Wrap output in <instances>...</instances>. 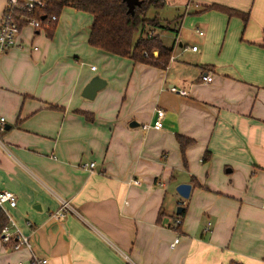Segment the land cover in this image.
Instances as JSON below:
<instances>
[{
    "label": "crops",
    "instance_id": "crops-1",
    "mask_svg": "<svg viewBox=\"0 0 264 264\" xmlns=\"http://www.w3.org/2000/svg\"><path fill=\"white\" fill-rule=\"evenodd\" d=\"M211 4L248 12L247 24L198 13ZM184 8L203 45L185 57L176 31L164 69L90 47L91 16L73 8L20 27L0 56V191L15 195L5 210L32 248L0 237V264H264V0ZM94 76L106 85L89 100ZM156 109L162 128L143 130ZM179 136L192 142L183 153Z\"/></svg>",
    "mask_w": 264,
    "mask_h": 264
},
{
    "label": "trees",
    "instance_id": "trees-1",
    "mask_svg": "<svg viewBox=\"0 0 264 264\" xmlns=\"http://www.w3.org/2000/svg\"><path fill=\"white\" fill-rule=\"evenodd\" d=\"M45 1V8L36 11L35 14L33 13L34 15L32 14L34 17H39L43 22L46 17L51 15L57 18L66 7L85 12L91 16L87 40L90 47L110 55L126 58L135 64L140 63L164 69L169 63L172 49L164 46L159 34L156 33L157 28L164 32L169 29L168 26H161L157 18H146L149 9H162L164 0H140L141 5L134 8L133 14L127 12V6L122 0ZM211 11L223 14L227 19L236 17L242 22L243 26L247 24L249 19L248 12L237 11L218 4L203 6L198 13ZM151 31L153 34L149 37ZM136 33L138 36L134 39ZM262 44L264 46V29ZM84 116L87 118L86 113H84ZM177 139L182 153L192 143L180 136ZM184 213L185 210L178 217H183ZM5 224L6 217L0 212V230ZM228 264L242 263L232 261Z\"/></svg>",
    "mask_w": 264,
    "mask_h": 264
},
{
    "label": "built area",
    "instance_id": "built-area-1",
    "mask_svg": "<svg viewBox=\"0 0 264 264\" xmlns=\"http://www.w3.org/2000/svg\"><path fill=\"white\" fill-rule=\"evenodd\" d=\"M46 6L45 0H6L4 10L0 17V56L6 53L10 48L15 45V38L20 30L21 25H27L33 29H41L43 26H49L54 21L56 17L51 15L45 18V21L41 20L39 17H34L36 11L44 9ZM34 13V14H33ZM33 14V15H32ZM199 35L202 33L197 31ZM152 31L149 32V37L152 35ZM192 51H196V47H191ZM94 69V67H91ZM203 82H210L211 77L204 75L201 77ZM173 90V89H172ZM164 118V112L161 109H156L155 120L151 126L143 125L142 129L147 130L152 128L159 130L162 128V119ZM4 130V118H0V132ZM94 164H89V170H92ZM135 184L139 182L135 181ZM5 206L14 208L16 206V197L13 193L9 191H0V212L6 217V224L0 230V237L4 244L10 247L11 250H19L24 247L25 249L31 251V244L29 239L21 234V232L16 228L14 222L8 217L5 210ZM68 207L67 203H63L61 208L66 209ZM64 213L61 209L54 214V217H63ZM180 225V218L175 216L171 220V226L176 228ZM210 223H207L204 227V232L210 230ZM179 239L176 237L170 244V247H174L178 243ZM31 261L34 264H47L46 260H40L35 255H31Z\"/></svg>",
    "mask_w": 264,
    "mask_h": 264
},
{
    "label": "rangeland",
    "instance_id": "rangeland-1",
    "mask_svg": "<svg viewBox=\"0 0 264 264\" xmlns=\"http://www.w3.org/2000/svg\"><path fill=\"white\" fill-rule=\"evenodd\" d=\"M170 4L164 5L162 9L159 10H154V9H149L146 13V18L147 19H152V18H157L159 19V23L161 26H168V31L162 32L161 29H156V32L160 35V39L163 43L164 46L166 47H171L173 43H175V32L179 33V39L183 45L188 47V51L186 53H183V55L189 59L196 58L197 55L191 53V47L194 46L196 49H201L202 41L204 39L200 38L195 34V28L198 27L197 31H204V25L203 24H194V27L191 29L188 26V21L187 24L182 25V22L180 17L183 15L184 11L186 10L184 8V3L186 0H168ZM171 2H174L172 4ZM193 7H189L188 10H190ZM187 10V11H188ZM187 15V14H186ZM194 16L193 14H190L189 18ZM195 19V18H194ZM194 22V21H193ZM200 29V30H199ZM138 34L136 33L134 35V39H136ZM177 43H175L176 46ZM183 50V48L179 49L178 51ZM24 248V247H22ZM21 248V249H22ZM25 249V248H24Z\"/></svg>",
    "mask_w": 264,
    "mask_h": 264
},
{
    "label": "water",
    "instance_id": "water-1",
    "mask_svg": "<svg viewBox=\"0 0 264 264\" xmlns=\"http://www.w3.org/2000/svg\"><path fill=\"white\" fill-rule=\"evenodd\" d=\"M122 1L126 4L127 12L129 14H133L134 8L139 7L141 5L140 0H122ZM42 19H44V17H42ZM105 85L106 82L103 79H101L98 76H94L83 88L81 96L86 99L92 100L94 99L96 93L99 90L103 89ZM135 126H137L135 123H130V127H135ZM8 128H9L8 126L4 127L5 130ZM175 191L182 200H187L190 195L191 185L187 183L179 184L175 187ZM182 211H183L182 206L177 207L176 215H180Z\"/></svg>",
    "mask_w": 264,
    "mask_h": 264
}]
</instances>
